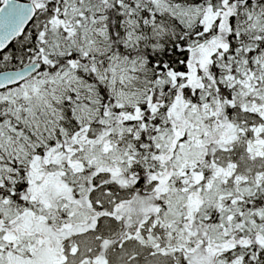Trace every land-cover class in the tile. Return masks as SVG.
Listing matches in <instances>:
<instances>
[{
	"label": "snow or ice",
	"instance_id": "snow-or-ice-1",
	"mask_svg": "<svg viewBox=\"0 0 264 264\" xmlns=\"http://www.w3.org/2000/svg\"><path fill=\"white\" fill-rule=\"evenodd\" d=\"M0 264H264V0H0Z\"/></svg>",
	"mask_w": 264,
	"mask_h": 264
}]
</instances>
